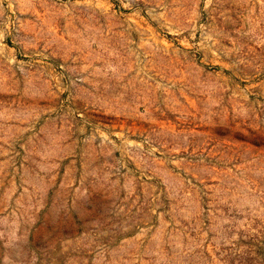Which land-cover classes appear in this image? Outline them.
Returning a JSON list of instances; mask_svg holds the SVG:
<instances>
[{
  "label": "rangeland",
  "instance_id": "obj_1",
  "mask_svg": "<svg viewBox=\"0 0 264 264\" xmlns=\"http://www.w3.org/2000/svg\"><path fill=\"white\" fill-rule=\"evenodd\" d=\"M0 264H264V0H0Z\"/></svg>",
  "mask_w": 264,
  "mask_h": 264
}]
</instances>
